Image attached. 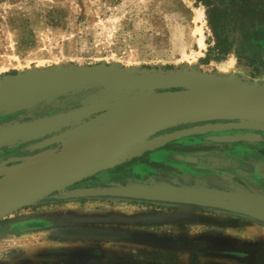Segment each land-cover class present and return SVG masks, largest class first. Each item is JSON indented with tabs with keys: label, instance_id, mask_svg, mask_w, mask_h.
I'll return each mask as SVG.
<instances>
[{
	"label": "rangeland",
	"instance_id": "obj_1",
	"mask_svg": "<svg viewBox=\"0 0 264 264\" xmlns=\"http://www.w3.org/2000/svg\"><path fill=\"white\" fill-rule=\"evenodd\" d=\"M212 8L226 17V29L219 33L210 25ZM99 64L137 70L195 69L264 85V0H0V77ZM222 64L231 65L230 73L221 71ZM77 101L61 98L14 112L0 106V128L67 111L79 106ZM243 132L185 138L192 140L199 163L220 149L229 159V151L238 152L237 174L227 165L219 170L221 175L215 170L203 173L205 180L225 179L224 189L235 185L264 193V167L259 162L264 160V132L254 143L209 138ZM42 139L0 147V160L39 153L42 150L28 147ZM181 140L162 147H175ZM242 150L254 157L256 175L247 173L245 167L252 170L254 163L243 159ZM150 152L1 218L0 264H264L261 220L219 208L119 194L115 188L137 182L183 180V172L174 170L150 174L145 166ZM80 188L104 192L72 196Z\"/></svg>",
	"mask_w": 264,
	"mask_h": 264
},
{
	"label": "water",
	"instance_id": "obj_2",
	"mask_svg": "<svg viewBox=\"0 0 264 264\" xmlns=\"http://www.w3.org/2000/svg\"><path fill=\"white\" fill-rule=\"evenodd\" d=\"M89 89L94 90L78 96ZM79 98V106L0 128V147L31 144L39 153L0 160V219L53 192L185 137L209 136L219 142H250L264 132V85L236 75L221 78L195 69L122 68L117 65L59 66L0 77V106L14 112L49 102ZM182 127V128H178ZM169 129L172 131L164 132ZM255 135V136H254ZM53 144L55 148H47ZM18 163L7 165L9 162ZM225 179L181 182L150 180L117 187L119 194L242 213L264 222V193ZM138 191H148L149 194ZM80 188L72 196L103 193Z\"/></svg>",
	"mask_w": 264,
	"mask_h": 264
},
{
	"label": "crops",
	"instance_id": "obj_3",
	"mask_svg": "<svg viewBox=\"0 0 264 264\" xmlns=\"http://www.w3.org/2000/svg\"><path fill=\"white\" fill-rule=\"evenodd\" d=\"M182 139L184 140H181V142H179L175 147H162L151 151L149 153V162L145 164V166L148 167L146 170H148L150 174H157V171L162 169L167 172L174 170L183 172L185 176H190L194 179L202 177L205 180V174L203 173L206 171L215 170L219 175H221V171L219 170L224 169L228 165L230 169L228 170L230 172L234 170L233 173L237 174L236 172H238V166H240L236 155V153H238L237 151H235V153L232 152V156H230L229 159L223 156V150L221 152H219L220 150H216L218 152L208 153L209 156L205 163H199L196 156L198 154L195 153L196 149H192L190 146L192 144V140H187V138ZM242 152L244 155L243 159L244 157L251 158L252 160L254 159V157H249V154L245 150ZM225 159L229 164L225 162ZM252 167V170L245 167L248 170L247 173L254 170V166Z\"/></svg>",
	"mask_w": 264,
	"mask_h": 264
},
{
	"label": "trees",
	"instance_id": "obj_4",
	"mask_svg": "<svg viewBox=\"0 0 264 264\" xmlns=\"http://www.w3.org/2000/svg\"><path fill=\"white\" fill-rule=\"evenodd\" d=\"M210 5V4H207ZM209 18H210V25L214 33L224 31L226 29V22H225V14L224 12L218 13L216 8H212L208 10ZM222 40H220L221 42ZM211 48L209 47L208 51L210 52Z\"/></svg>",
	"mask_w": 264,
	"mask_h": 264
},
{
	"label": "bare ground",
	"instance_id": "obj_5",
	"mask_svg": "<svg viewBox=\"0 0 264 264\" xmlns=\"http://www.w3.org/2000/svg\"><path fill=\"white\" fill-rule=\"evenodd\" d=\"M201 16V14L198 16V18ZM201 29H198V31H200ZM199 43H200V45L203 47L205 44H204V41H203V37H200L199 38ZM231 65H228V64H222L221 65V67H220V69H221V71H223V72H226V73H230V70H231ZM234 75V74H233ZM233 75H228V77H230V76H233ZM227 78V77H226ZM255 136V135H254ZM138 192H141V193H146V194H149V192L148 191H138ZM31 246V245H30ZM36 246H39V245H36ZM41 247V246H40ZM33 247L31 246V250H33L32 249Z\"/></svg>",
	"mask_w": 264,
	"mask_h": 264
},
{
	"label": "flooded vegetation",
	"instance_id": "obj_6",
	"mask_svg": "<svg viewBox=\"0 0 264 264\" xmlns=\"http://www.w3.org/2000/svg\"><path fill=\"white\" fill-rule=\"evenodd\" d=\"M182 128V127H181ZM215 149H217V150H219V148H215ZM220 150H222V149H220ZM243 151V150H242ZM229 153L231 154L232 152L231 151H229ZM235 153V152H234ZM248 153V152H247ZM249 154V153H248ZM249 155H252V154H249ZM231 156H232V154H231ZM252 160V159H251ZM259 162H261V164L263 165V167H264V160L263 161H259ZM253 163H254V170L253 171H251L249 174L251 175V176H254V175H256L255 173H257V171L255 170V161H254V159H253ZM246 169V168H245ZM247 170V169H246ZM248 171V170H247ZM241 172H243V171H241Z\"/></svg>",
	"mask_w": 264,
	"mask_h": 264
}]
</instances>
